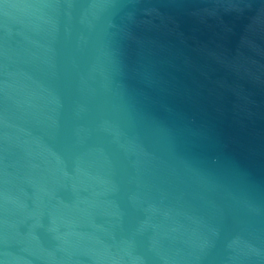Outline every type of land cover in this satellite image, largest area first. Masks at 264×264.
<instances>
[{"label": "water", "instance_id": "obj_1", "mask_svg": "<svg viewBox=\"0 0 264 264\" xmlns=\"http://www.w3.org/2000/svg\"><path fill=\"white\" fill-rule=\"evenodd\" d=\"M0 264H264V0H0Z\"/></svg>", "mask_w": 264, "mask_h": 264}]
</instances>
